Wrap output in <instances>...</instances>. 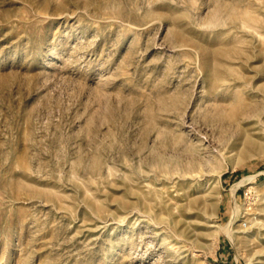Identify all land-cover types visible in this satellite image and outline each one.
I'll return each instance as SVG.
<instances>
[{"label": "rangeland", "instance_id": "374dc122", "mask_svg": "<svg viewBox=\"0 0 264 264\" xmlns=\"http://www.w3.org/2000/svg\"><path fill=\"white\" fill-rule=\"evenodd\" d=\"M0 264H264V0H0Z\"/></svg>", "mask_w": 264, "mask_h": 264}, {"label": "built area", "instance_id": "2783aa9c", "mask_svg": "<svg viewBox=\"0 0 264 264\" xmlns=\"http://www.w3.org/2000/svg\"><path fill=\"white\" fill-rule=\"evenodd\" d=\"M242 223H243V225H246V222L245 221H243Z\"/></svg>", "mask_w": 264, "mask_h": 264}]
</instances>
